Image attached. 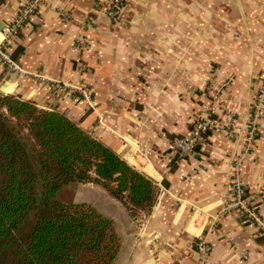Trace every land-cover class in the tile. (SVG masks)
<instances>
[{"label": "crops", "instance_id": "0c3cea01", "mask_svg": "<svg viewBox=\"0 0 264 264\" xmlns=\"http://www.w3.org/2000/svg\"><path fill=\"white\" fill-rule=\"evenodd\" d=\"M25 1L0 0V91L61 111L159 187L138 225L120 203L122 217H108L113 264H264V118L240 168L263 221L221 212L264 82V0H125L113 19L106 0H42L5 40ZM203 111L239 138L211 130L174 162L173 140Z\"/></svg>", "mask_w": 264, "mask_h": 264}, {"label": "trees", "instance_id": "16d2710c", "mask_svg": "<svg viewBox=\"0 0 264 264\" xmlns=\"http://www.w3.org/2000/svg\"><path fill=\"white\" fill-rule=\"evenodd\" d=\"M84 182L100 185L135 225L159 193L151 177L61 111L0 91V264H113V221L57 197Z\"/></svg>", "mask_w": 264, "mask_h": 264}, {"label": "built area", "instance_id": "2783aa9c", "mask_svg": "<svg viewBox=\"0 0 264 264\" xmlns=\"http://www.w3.org/2000/svg\"><path fill=\"white\" fill-rule=\"evenodd\" d=\"M42 0H26L25 3L20 8L17 16L7 25L3 26V36L4 39H8L14 34H18L20 28L23 23L27 20V18L33 14L36 8L41 4ZM125 0H106L107 8L105 9V14L107 17L113 19L118 11L122 8ZM1 53V50H0ZM7 60V65L9 68L14 70H19L17 64L10 60ZM77 69L80 73L85 72V65L81 62L77 64ZM79 92L86 96L83 87H77ZM264 118V82L256 91L250 113L249 118L245 126V133L242 132V137L245 142V146L243 145V150H241L234 157L231 165L230 178L227 188V201L225 206L222 208L221 212L225 213L228 211L237 210L238 212H242L248 219L254 220L258 224L263 220L256 215V208L254 204V196L247 193L246 188L242 182L240 177V168L241 165L247 155L252 149V145L255 141L257 131L259 128V122ZM214 131L221 133L225 137L230 140L236 141L240 136V132L235 130L230 122H226L224 124L218 123L217 121L210 119L207 116L205 111L201 112L199 118L194 122V127L188 133L176 137L171 145L173 153L176 154V162H179L183 159L192 158L195 154L194 148L197 143V139L201 133L206 131ZM207 245L204 242L200 244V256L202 257V263L206 261L207 255Z\"/></svg>", "mask_w": 264, "mask_h": 264}, {"label": "rangeland", "instance_id": "374dc122", "mask_svg": "<svg viewBox=\"0 0 264 264\" xmlns=\"http://www.w3.org/2000/svg\"><path fill=\"white\" fill-rule=\"evenodd\" d=\"M57 197L67 203L86 202L107 217H122L119 213L122 212V210H120L121 208L118 205V202L111 198L107 192L96 183L84 182L68 184L61 188L57 194ZM119 229L120 228H118V231Z\"/></svg>", "mask_w": 264, "mask_h": 264}]
</instances>
